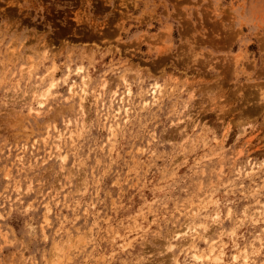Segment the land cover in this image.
Returning a JSON list of instances; mask_svg holds the SVG:
<instances>
[{"label":"rangeland","instance_id":"rangeland-1","mask_svg":"<svg viewBox=\"0 0 264 264\" xmlns=\"http://www.w3.org/2000/svg\"><path fill=\"white\" fill-rule=\"evenodd\" d=\"M263 203L264 0H0V264H211L198 211L232 264Z\"/></svg>","mask_w":264,"mask_h":264},{"label":"bare ground","instance_id":"bare-ground-1","mask_svg":"<svg viewBox=\"0 0 264 264\" xmlns=\"http://www.w3.org/2000/svg\"><path fill=\"white\" fill-rule=\"evenodd\" d=\"M124 75V74H123ZM120 75V76H123ZM45 79H41V82L36 84L33 88L34 92H38L40 93V95H42V97H48L50 95V89H43L42 86V82ZM123 83L127 82L125 77H122ZM84 85H86L85 80H83ZM128 84V83H127ZM127 94L130 96L133 95V90L132 88L129 86V84L127 85ZM71 94H76L75 91L73 90V88H70ZM109 93H111L110 95V105L106 106L105 101L101 102V107H103V112L106 116L107 119H110L118 124V118H119V113L120 112H124V110H126L127 112L129 111V105L127 103V100L124 97H120L118 90L117 89H113L110 88ZM81 103H80V109L81 110V114L83 115L85 113V104L84 102L87 100V95H88V91L86 87H83L81 89ZM106 91H104L105 93ZM161 94V89L159 84H154L150 90V95L152 97L151 102L153 101V103H157L160 100V95ZM141 95V94H140ZM151 102L146 101L144 102V106H150ZM57 134L55 135L57 141L55 142V147L56 149L59 151V155H63L61 154L62 150H63V145L65 143V146L67 145L66 142L68 140V138L70 136H72V131H70L71 133L69 135H66L65 133H63L62 131H60L59 129L56 130ZM51 133V134H50ZM68 133V132H67ZM52 137V132L49 130L47 132V138L50 139ZM54 137V138H55ZM47 138L45 141H47ZM65 156H63L64 158ZM247 168L249 169L248 173H251L252 175L256 174L258 171H260L261 168L256 167V164L253 163L252 161L248 160L247 162ZM262 206H264V203L262 204ZM261 206V207H262ZM218 216V219H216L217 225H221V230L218 232L219 234H217L216 237H211L210 236V225L208 224V222L206 220H203L200 223H196V219L200 218L201 213L198 211L196 214H194V219L190 220L189 222L185 223L186 225L181 228V229H177L175 231L174 237H180V241L182 242V245L185 246L187 245L189 242H193V244H195V246H198V241H201L203 244L206 245V249L204 248V253L199 255V259H202L204 257L208 258V260L211 262V264H225V258H226V252H225V246H224V235L227 234L226 231L224 230V226L222 224L221 221H219V216L220 214H216ZM243 215L244 218L240 219L239 221H236L237 223H241L246 217H251V221L256 222L258 216H263L264 218V209L258 208L255 209L254 211L250 212L247 209L245 211H243ZM206 217V215H205ZM207 219V218H206ZM264 220V219H263ZM235 230V227L232 229V231ZM230 233V232H229ZM263 235H264V227H263ZM254 240V239H253ZM264 248V236L263 238H259V243L256 244L255 242H251L249 245H244L243 249L241 251H243V253L241 254H235L233 256V262L232 264H237V263H242V264H255L256 258L259 257L262 253H264L263 251ZM59 249V248H58ZM57 249V250H58ZM62 252V248L59 249ZM58 252V251H57ZM56 253V252H55ZM56 256V254H54ZM59 255V254H58ZM264 255V254H263ZM54 258V257H53ZM53 260V259H52ZM54 262V260L52 261V263ZM51 263V260H50ZM51 263V264H52ZM61 264V261H60Z\"/></svg>","mask_w":264,"mask_h":264}]
</instances>
